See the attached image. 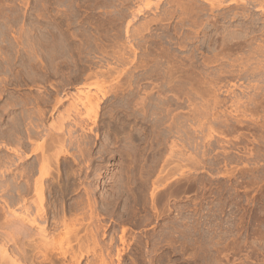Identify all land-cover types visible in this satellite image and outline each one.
<instances>
[{"label":"rangeland","instance_id":"rangeland-1","mask_svg":"<svg viewBox=\"0 0 264 264\" xmlns=\"http://www.w3.org/2000/svg\"><path fill=\"white\" fill-rule=\"evenodd\" d=\"M0 12V46L15 69L0 73V127L9 128L16 112L42 125L23 149L31 157L24 167L39 168L45 136L60 133L54 127L79 89L108 95L92 113L96 126H76L72 113L63 121L90 153L74 143L66 145L69 154L59 145L51 153H62L54 175L57 167L80 173L73 180L82 190L68 203L86 198L82 187L95 189L108 232L101 239L117 240L110 263L264 264V0H0ZM42 38L57 49L54 74L31 76L35 83L22 69L48 65L46 52L40 59L26 49ZM98 71L100 80L92 77ZM56 87L70 96L62 108L55 110V99L46 107L32 101ZM10 94L29 102L5 110ZM39 109L48 112L44 119ZM210 126L213 143L205 148ZM7 140L0 134L1 160L14 156ZM108 198L120 201L102 211Z\"/></svg>","mask_w":264,"mask_h":264},{"label":"bare ground","instance_id":"bare-ground-1","mask_svg":"<svg viewBox=\"0 0 264 264\" xmlns=\"http://www.w3.org/2000/svg\"><path fill=\"white\" fill-rule=\"evenodd\" d=\"M23 42L21 43L20 41H18V43L21 44V46L25 43ZM32 43L36 44L37 42L34 41ZM32 43L31 46H28L29 44L26 45L27 43L25 44L27 46L26 49L29 48L31 50V51L29 50V52H31L32 54L29 55L33 56V55H37L38 53H40L41 55V53L44 51L46 52V58L49 63L47 62L48 65L46 67H39V68L35 67L36 64L35 65L33 64L34 66L27 64L30 65L29 67L30 69L24 68V70L22 69V72L25 71V73H28L30 75V77L28 78L30 79L32 78L31 76H37L44 70H50V72H52V70H54L53 67L55 66L54 63L57 52L54 43L50 39L42 38L37 43V45H39V49L34 47ZM261 51L263 50L261 49ZM26 53H28V50ZM4 55L5 54L3 53V49L0 46V73H2L5 69H8L6 68L8 66H11L9 68L10 71H14L15 69L13 68L14 66H12V62L11 63L9 62V64L11 65H8V62L6 64V61H4L7 60L8 54L5 56ZM40 55L37 56H39L40 58ZM92 77L100 80L103 78V74H101V72L98 71L95 72L94 76L92 75ZM87 80H90V78ZM32 81L35 82L34 79ZM0 82H1L0 97H2L4 96V94H6V89L3 86V84L6 83L1 80ZM53 92L49 93L47 96L46 95L39 96L38 98H35L32 101H35L37 106H42V105L45 106V105H51L52 99H55V105H54L55 110L57 108H62L66 104L64 102L67 99L69 100L70 96L68 94H65L63 97H61L62 91L59 90L57 87H56V91L54 92L55 94ZM76 93H78V97L75 99L76 101H74L73 100L74 97H72V100L74 102L72 104L69 102V104L71 105L67 107V110L65 109L66 110L65 115L60 116L59 120L62 122H59L60 124L58 123L59 124L57 125L58 127H54V131L58 129V132H60L58 134H65V135H63V137H61V135L58 134L54 136H51L52 134L51 135L45 134L46 136L44 135L47 138L45 137L43 138L46 139L47 141L46 145H48L49 147L47 148V150L43 151L42 156L39 157L41 159L38 160L41 162H39L40 164L38 163L39 168L37 170L36 168L33 167L34 165L31 168L24 167L27 162L26 160L31 159V157L30 155L23 156L22 153H23V149L26 146H30L34 144L37 135L40 134L42 125L37 124V122L36 123L32 122L35 120H32L29 123L27 122L28 124H26L22 122L21 121L22 119L17 116L20 115V113L18 112L19 114H17L16 112L14 114L15 115L14 118L11 117L13 118V120H10L12 121L10 122L12 124L9 128L5 130L0 127L1 136L3 138L5 137L6 139H8L7 140L9 143L8 151L9 153H12L14 155L11 157L10 155L6 156L5 154L4 155L6 156L5 159L3 160L0 159V165H1L0 167V264H113L114 263V262L113 263L109 262L111 260L110 257L112 255L110 250L116 244L117 240L112 234L109 235L110 238L109 244H104L103 242L104 240L101 239L102 237L105 238L108 232H106L105 230L104 233L102 232V226H101L102 219H100L99 216L101 213L100 212L101 207L97 199L95 198L96 191L93 188V186L87 188L82 187L86 195L85 199L81 198L80 200H76L72 203H68L66 200L67 196L80 192L82 190L80 187L77 186L78 183L76 185L75 182L77 181L73 180V179L80 180L81 179L80 173L78 172L76 173L72 171V173L70 174L69 170H65L63 172L58 167H57L56 175H54L53 173V166L55 164L60 163L61 159L59 155L62 154V153L59 154L51 153V150L54 145H59V147L65 154H69V152L66 151L67 149L66 145H70L74 143L80 149L79 151H84V149L85 150L88 149L87 146L89 145V143L87 145V143L83 141H79L77 137L75 138L71 137L73 135L72 134L73 131L71 128H69L68 131H66L65 133L63 121H66L68 117L70 118L71 116L70 113H72L75 114V117L77 118L76 120L77 122L75 124L76 126H80L81 128H84V123H87L86 121H92L93 122L92 124L96 126L97 120L96 118L92 120V113L100 110L102 104L104 103V100L108 98V95L100 94L98 92H93L90 89L88 90L79 89L78 92ZM14 95L15 94L9 95L10 101L6 102V104L3 106V109L5 110H8L9 108L16 109V107L23 105V103L25 102L27 103L28 100L22 102L23 100L20 101L21 98L20 99L16 98L17 96L15 97ZM144 98H142L141 101H139L141 102V104H144V102H146V99ZM64 99L66 100L64 101ZM38 114L40 117L43 118L45 117L46 114H48V112L45 113V111L39 109ZM197 120H199V118H197ZM217 120H219V117ZM192 122L195 123L196 119H194ZM243 123L244 122H242L241 119L237 120L238 125H242ZM192 125L196 127V123ZM200 126L201 124L198 125V127ZM226 127L229 128L230 126L227 125ZM89 130L92 131L93 128H90ZM211 130L212 128L210 126L208 130L209 132L207 134L208 139L207 140L205 139L206 141L204 145L205 148L212 146L213 141L211 142V139L214 138L213 137L214 135L212 134ZM181 132H182L181 129H179V132L177 133L180 134ZM56 133L57 130L55 134ZM191 141L192 139H189L188 144H190ZM191 144L194 145V147L197 146L198 145L197 140L193 139V143L191 142ZM89 149H91V147ZM89 149L87 153H90ZM223 154H225V150ZM204 160L205 159H203V161ZM166 168L167 167H164V169H162L163 170L162 174L166 171ZM36 171L39 174V176L37 178L35 177L36 179L33 180V176L36 173ZM99 175H96V177L98 178ZM63 179L65 180L63 181ZM96 184H98V182ZM129 188L127 190L130 191ZM142 188L143 189L141 191L146 193L148 191V182L146 185H143ZM130 193L131 192H129L128 194ZM57 194L61 195L64 198V201H62V203L59 205H56V203L52 200L54 196ZM123 194L124 193H122V191H119V197H122ZM151 195L152 198H154L155 192L153 191ZM114 196L116 197V195ZM108 199L107 201H105L106 198L105 200H103L102 211L108 210V207L110 205L112 204L116 205L117 202L120 201L118 200L119 198L117 199L113 198V200H110V198ZM159 199L160 198L156 200L158 201ZM157 203L159 204V202H156V204ZM153 208H154V204H153ZM65 233L68 235L72 234V236L69 235L66 242L63 237V234ZM119 241L121 242V244L125 243V230L122 231V235L119 237ZM90 255L97 256L96 260H92V261L88 260L87 262H85ZM121 256L122 255L120 253L117 254L118 261H120Z\"/></svg>","mask_w":264,"mask_h":264}]
</instances>
